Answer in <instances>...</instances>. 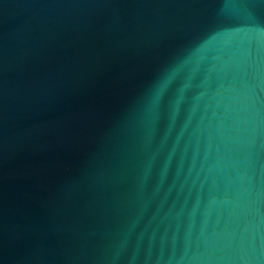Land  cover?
Wrapping results in <instances>:
<instances>
[{
  "label": "water",
  "instance_id": "1",
  "mask_svg": "<svg viewBox=\"0 0 264 264\" xmlns=\"http://www.w3.org/2000/svg\"><path fill=\"white\" fill-rule=\"evenodd\" d=\"M0 264H264V0H0Z\"/></svg>",
  "mask_w": 264,
  "mask_h": 264
}]
</instances>
